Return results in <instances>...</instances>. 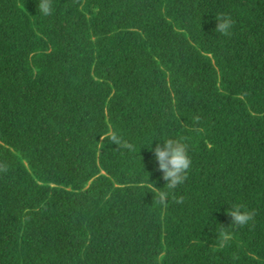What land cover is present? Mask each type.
Instances as JSON below:
<instances>
[{
  "label": "trees",
  "instance_id": "trees-1",
  "mask_svg": "<svg viewBox=\"0 0 264 264\" xmlns=\"http://www.w3.org/2000/svg\"><path fill=\"white\" fill-rule=\"evenodd\" d=\"M51 2L0 0V264H264V0ZM161 135L192 160L163 203L121 147Z\"/></svg>",
  "mask_w": 264,
  "mask_h": 264
},
{
  "label": "clouds",
  "instance_id": "clouds-1",
  "mask_svg": "<svg viewBox=\"0 0 264 264\" xmlns=\"http://www.w3.org/2000/svg\"><path fill=\"white\" fill-rule=\"evenodd\" d=\"M52 7L51 0H37V12L44 17L52 14ZM215 21V30L223 35H228L233 27L232 18L227 15H220ZM154 139L159 142L152 147L151 142ZM142 146L153 154L157 162V170L161 172L162 179L166 182L164 184L166 185V190L159 193V201L163 203L167 199L169 192L183 184L187 178L192 164L187 146L181 140L166 135H161L159 137L151 136L147 140L141 141L139 145L121 143L122 148L132 152H138ZM182 202V200L177 201V203ZM228 214L231 217V225L234 227H243L247 225L253 220L255 215L254 212L245 209L244 206L240 204L231 205ZM218 235L221 238L220 247H224L229 239V235L227 232H220Z\"/></svg>",
  "mask_w": 264,
  "mask_h": 264
}]
</instances>
